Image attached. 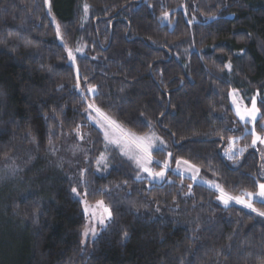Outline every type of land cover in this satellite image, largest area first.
Listing matches in <instances>:
<instances>
[{
  "label": "trees",
  "instance_id": "trees-1",
  "mask_svg": "<svg viewBox=\"0 0 264 264\" xmlns=\"http://www.w3.org/2000/svg\"><path fill=\"white\" fill-rule=\"evenodd\" d=\"M231 91L261 95L263 133L262 0H0V264H264V203L225 207L172 171L139 180L88 107L163 138L158 162L187 161L240 197L264 183V163ZM75 136L89 144L80 195L112 213L85 246L82 204L49 152ZM233 140L243 154L229 159Z\"/></svg>",
  "mask_w": 264,
  "mask_h": 264
},
{
  "label": "rangeland",
  "instance_id": "rangeland-1",
  "mask_svg": "<svg viewBox=\"0 0 264 264\" xmlns=\"http://www.w3.org/2000/svg\"><path fill=\"white\" fill-rule=\"evenodd\" d=\"M262 1L264 2V0H262ZM48 2H49V0H48ZM67 55L69 56V50H67ZM70 63L72 65H74L73 64L74 63L73 62V56L70 57ZM234 99H235V103H234ZM253 99H255L256 107L259 109L258 102L262 99L261 95L259 93H257L256 96L251 98L249 104H247L243 100V98L241 97V94L239 92L231 91V93H230V102H231L232 109L235 113V116L238 119L240 125L243 127L244 132L252 135V141L255 138L253 135V130L255 131L256 135L264 137V132L259 133L258 132V126H257L258 120L261 117V112H260V110L258 111L255 121H252L250 119L241 120L240 117L237 115V108H239L242 113H243L245 108L250 110L252 107V100ZM92 111L94 112V119H92L93 125L96 128H98V130L102 133L104 140L108 146H113V148H116L120 152L122 157H124L126 160H128L129 162H131L133 164V166L135 167V169L138 172L137 178L139 180L147 181L150 185L162 184V183L166 182V180H167V177H166L167 172L172 171L174 174H177V175L182 176L186 179H189L194 183L203 184L206 187H208L209 189H211L212 191L216 192L218 194V196L220 195L219 191L214 186H210V183H211V185H217V184L212 183V182L202 181L200 178V174H201L200 170H199V172L195 171V169L191 167L193 165H191L189 163L185 164L184 163L185 161L180 160V161H177L172 168L170 159L168 161H165L163 164L158 162L156 159H154L152 157V154L155 151H157V150H164L165 151L168 147L167 143L164 141L163 138L159 137L156 134H151L148 136L135 135L137 137H146V143L151 144V148H150L151 163H145V166L148 167L153 173H157V172H163L164 173L163 176L149 175L148 172L142 170L141 166H139L136 163L135 159L130 158V156L135 157V156L142 155V153L136 148L135 144L131 143L129 139H125L126 134H132V133L124 131L117 124H116V126L110 127L107 124V122L103 119V117L99 116L93 109H92ZM261 126H264V123ZM105 132L108 133V139L105 138ZM112 140H118V141H120V143L119 144L112 143L111 142ZM252 141H251V147L253 148L254 151L258 152L259 156L261 157V159L264 163V143L257 141L255 144H253ZM235 142H236L235 140L230 142V146H229L230 147V149H229L230 153L232 154L234 152L235 155L243 154V150L239 149L238 146L235 144ZM122 149H125L127 151V154H124V152H122ZM49 152H50V156L53 160L52 161L53 164L51 165V167L57 168V169L59 168V171H61L65 175V177L68 178L70 185L76 189V192L75 193L73 192L74 196L82 204V210H83V214L85 217V228L83 230V245L85 246L88 242H92L93 240H95L97 238V236L99 235V233L103 229L106 228V226L110 223V220H111V219L105 218V223L100 224L98 222L99 216H97V218H92L90 215L85 214V211H84L86 206L89 209H95L96 204H97V202L91 203L89 201H86V199L83 198L82 195H80V192L78 190L80 182H81V180H82V178H83V176L87 170L86 164H87L88 156H89L88 141L86 139V136H79V137L75 136V137L66 138V139L63 138L62 141H60L57 144H54ZM105 158H106V156H103L100 159V161L96 167V173L98 175H106L107 170L110 169L109 166H107V164H106V167H108V169L105 167V163H106ZM142 163H143V161H142ZM154 164L162 166V169L160 171H156V169L154 168ZM165 165H167V167H165ZM103 167H104V169H103ZM263 172H264V166L262 167V173ZM258 192H259V185H258V191L253 194V197L249 201L252 203L253 209H255L254 203H257V202L264 203V198L259 197L257 195ZM240 197H242L245 200L249 199L245 195H242ZM221 203L225 207H229V206L233 205V206L241 207V208H243L247 211H250V212H258L256 209H255V211H253L252 209H249L242 204L236 203L235 200L230 201L227 206L222 201H221ZM96 211L99 213L102 211V209H96ZM85 229H88L87 235L84 234ZM92 230H95V235L92 234Z\"/></svg>",
  "mask_w": 264,
  "mask_h": 264
},
{
  "label": "snow or ice",
  "instance_id": "snow-or-ice-1",
  "mask_svg": "<svg viewBox=\"0 0 264 264\" xmlns=\"http://www.w3.org/2000/svg\"><path fill=\"white\" fill-rule=\"evenodd\" d=\"M84 10H85V12H87L88 5L84 6ZM166 16H167V14H165V17ZM57 33L59 34V26H57ZM77 51H80V49H77ZM69 56L70 57L72 56L71 50H69ZM89 91H94V89H89ZM234 103H235V99H234ZM88 107L90 109H93L99 116L103 117V119L107 122V124L110 127L116 126V122L113 121L106 114H104L100 108L96 107L94 104H89ZM258 111H259V109L256 107V101H255V99H253L251 109L249 110V109L245 108L243 113H242L241 110L239 108H237V115L240 117L241 120L250 119L252 121H255ZM262 127H264V126H262ZM253 135L255 137L252 141L253 144H255L257 141L264 143V137L256 135L254 130H253ZM105 138L108 139V133L107 132H105ZM125 139H129L130 142L135 144L136 148L142 153V155H140V156H135V157L130 156V158L135 159L136 163L139 166H141L143 171L148 172L149 175L163 176V174H164L163 172L153 173L148 167L145 166V163H151V154H150L151 144L146 143V137H137V136H135V134H126ZM111 142L117 143V144L120 143V141H118V140H112ZM122 152H124V154H127V151L125 149H122ZM234 155H235V153L233 152L232 155L229 156V159H231ZM142 161H143V163H142ZM184 163L187 164L188 162L185 161ZM165 167H167V165H165ZM191 167L194 168L195 171L199 172V169L196 168L194 165ZM210 186H214L219 191L220 195H219L218 199H220L226 206L229 204L230 201L235 200L236 203L242 204L245 207L255 211V209L252 208V203L249 202L251 200V198L253 197V193L246 192L244 195L247 196L249 199L245 200L242 197H235V196H232V195L226 193L223 190V188H221L218 184L217 185H211V183H210ZM72 191L75 193L76 189L73 188ZM257 195L261 198H264V183L259 184V192ZM96 209H102V211L98 213L96 211ZM84 211H85V214L90 215L92 218H97V216H99L98 222L100 224H104L105 218L111 219V216H112L110 209L107 208L103 204V201H97L95 209H89L86 206ZM260 215L264 216V212L260 213ZM84 234L85 235L88 234V229H85ZM92 234L95 235V230H92Z\"/></svg>",
  "mask_w": 264,
  "mask_h": 264
}]
</instances>
